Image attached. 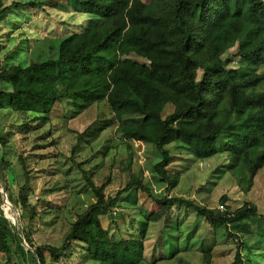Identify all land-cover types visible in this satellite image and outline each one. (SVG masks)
Returning a JSON list of instances; mask_svg holds the SVG:
<instances>
[{
  "label": "trees",
  "instance_id": "obj_1",
  "mask_svg": "<svg viewBox=\"0 0 264 264\" xmlns=\"http://www.w3.org/2000/svg\"><path fill=\"white\" fill-rule=\"evenodd\" d=\"M62 1L67 0H50ZM70 1L79 13L95 18L60 41L57 59L12 67L4 78L16 87L0 97L15 110L46 119L59 117L54 112L63 101L80 112L103 100L118 121L124 115L142 117L139 124L119 125L118 134L153 145L160 158L152 170L165 184V195L154 196L137 179L107 197L102 187L89 183L95 202L77 216L62 243L34 246L25 231L5 217L4 205L18 203L26 210L27 202L22 194L14 199L9 165L0 156V246L5 254L23 264H48L74 243H82L98 264H140L143 242L124 227L118 229L121 239L111 241L98 218L113 215L114 205L132 189L159 210H151L147 221L156 222L177 205L211 226L234 231H248V222L264 223V213L252 204L230 212L225 196L219 200L222 211L166 196L179 181L178 175L166 171L171 162L167 146L172 143L187 146L197 159L228 153L231 170L242 177L246 173L249 184L264 166V71L257 72L264 58V0ZM44 6L0 5V17ZM233 47L234 69L229 67L232 59L223 58ZM167 108L172 110L163 116ZM2 144L0 139V148ZM232 264H242L238 252Z\"/></svg>",
  "mask_w": 264,
  "mask_h": 264
},
{
  "label": "rangeland",
  "instance_id": "obj_2",
  "mask_svg": "<svg viewBox=\"0 0 264 264\" xmlns=\"http://www.w3.org/2000/svg\"><path fill=\"white\" fill-rule=\"evenodd\" d=\"M12 2L46 6L12 10L0 17V96L16 87L4 78L12 67L57 59L60 41L95 18L79 13L70 0H0V5L4 8ZM236 50L233 47L223 55L232 59V69L237 67ZM262 71L264 58L257 72ZM59 105V113L54 112L59 117L46 119L42 114L15 110L9 100L0 97V156L9 165L14 199L22 194L27 202L26 210L18 203L2 209L34 246L62 243L77 216L95 202L89 183L102 187L107 197L137 179L154 196L165 195V184L152 170L160 158L153 145L125 140L118 134L119 125L139 124L142 117L124 115L118 121L105 100L80 112L68 101ZM171 110L167 108L163 116ZM167 149L171 162L166 171L179 177L178 185L166 194L169 198H185L222 211L219 200L225 196L230 212L252 204L264 213V166L249 184L246 173L243 178L231 170L226 152L197 159L177 142ZM151 207L144 195L132 189L114 205L113 215L98 216L111 241L121 239L118 229L124 227L133 239L143 242L140 264H232L237 252L242 264H264V223L248 222V231H234L230 226H211L191 209L177 205L151 222L146 216L159 211ZM240 243L244 246L239 247ZM0 264L23 263L6 255L0 246ZM48 264L98 263L90 259L86 245L74 243L58 261Z\"/></svg>",
  "mask_w": 264,
  "mask_h": 264
},
{
  "label": "bare ground",
  "instance_id": "obj_3",
  "mask_svg": "<svg viewBox=\"0 0 264 264\" xmlns=\"http://www.w3.org/2000/svg\"><path fill=\"white\" fill-rule=\"evenodd\" d=\"M7 211V210H6Z\"/></svg>",
  "mask_w": 264,
  "mask_h": 264
}]
</instances>
